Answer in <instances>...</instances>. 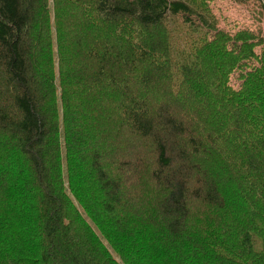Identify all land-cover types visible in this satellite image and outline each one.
<instances>
[{"label": "trees", "instance_id": "1", "mask_svg": "<svg viewBox=\"0 0 264 264\" xmlns=\"http://www.w3.org/2000/svg\"><path fill=\"white\" fill-rule=\"evenodd\" d=\"M253 1L0 0V264H264Z\"/></svg>", "mask_w": 264, "mask_h": 264}, {"label": "rangeland", "instance_id": "2", "mask_svg": "<svg viewBox=\"0 0 264 264\" xmlns=\"http://www.w3.org/2000/svg\"><path fill=\"white\" fill-rule=\"evenodd\" d=\"M214 7L216 9V14L221 20V27H227L231 30H235L238 25H252L254 26L258 23L255 18V9H258L257 3L253 0H248L246 5L242 3L234 2V0H213ZM261 26H264V17ZM236 72L230 78V84L238 89L240 86V78L237 79ZM160 253L158 252V256ZM158 264H167L157 260Z\"/></svg>", "mask_w": 264, "mask_h": 264}]
</instances>
